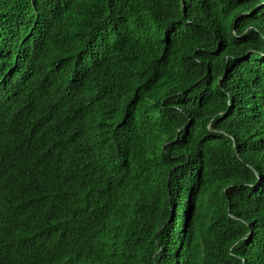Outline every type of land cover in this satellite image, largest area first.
Masks as SVG:
<instances>
[{
    "label": "trees",
    "instance_id": "1",
    "mask_svg": "<svg viewBox=\"0 0 264 264\" xmlns=\"http://www.w3.org/2000/svg\"><path fill=\"white\" fill-rule=\"evenodd\" d=\"M27 252L264 264V0H0V263Z\"/></svg>",
    "mask_w": 264,
    "mask_h": 264
},
{
    "label": "clouds",
    "instance_id": "2",
    "mask_svg": "<svg viewBox=\"0 0 264 264\" xmlns=\"http://www.w3.org/2000/svg\"><path fill=\"white\" fill-rule=\"evenodd\" d=\"M226 115H229V112ZM35 258L36 257L31 252H27L24 254L20 253L18 255H14L11 260L6 259L4 261H1L0 264H40Z\"/></svg>",
    "mask_w": 264,
    "mask_h": 264
},
{
    "label": "water",
    "instance_id": "3",
    "mask_svg": "<svg viewBox=\"0 0 264 264\" xmlns=\"http://www.w3.org/2000/svg\"><path fill=\"white\" fill-rule=\"evenodd\" d=\"M183 9H184V6H183Z\"/></svg>",
    "mask_w": 264,
    "mask_h": 264
}]
</instances>
